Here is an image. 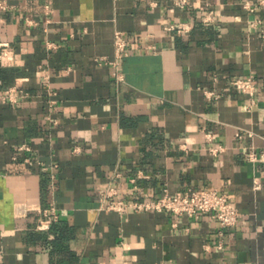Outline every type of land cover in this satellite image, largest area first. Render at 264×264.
<instances>
[{"label":"crops","instance_id":"0c3cea01","mask_svg":"<svg viewBox=\"0 0 264 264\" xmlns=\"http://www.w3.org/2000/svg\"><path fill=\"white\" fill-rule=\"evenodd\" d=\"M191 2L0 0V92L30 94L0 101V264H264V158L245 157L264 150V5ZM180 22L188 33L167 29ZM115 30L129 39L119 75L97 61L113 56ZM249 74L251 110L230 85ZM110 181L126 201L217 188L238 222L217 249L209 213L105 209L99 190ZM50 206L57 220L37 229V210Z\"/></svg>","mask_w":264,"mask_h":264},{"label":"built area","instance_id":"2783aa9c","mask_svg":"<svg viewBox=\"0 0 264 264\" xmlns=\"http://www.w3.org/2000/svg\"><path fill=\"white\" fill-rule=\"evenodd\" d=\"M241 6L247 12H254L259 6L264 5V0H241ZM174 6L181 9H191L193 4L191 0H173ZM150 5H155V2H150ZM202 22L209 23L213 22V16L210 13L205 14L202 17ZM259 21L256 24L259 25ZM255 24V23H253ZM252 24V25H253ZM191 25L188 22H180L174 25L167 26V29L174 30L178 34H186L190 31ZM140 42H144V36H140ZM113 56L111 58L99 57L97 61L99 63H105L110 65L119 75L118 68L120 60L128 55V44L129 39L120 30H115L113 33ZM51 46L52 44H48ZM7 44L0 43V62L7 55ZM121 79V77H117ZM48 75L42 76V87L46 91V104L48 108L53 111L55 109L56 100L53 98L54 93L50 90L48 84ZM230 85L236 90L244 92L249 97V103L246 105L247 110H251L254 105V94H255V76L249 74L242 78H235L230 81ZM206 96L209 99H217L219 93L215 90L206 91ZM29 92L18 86H10L0 92V101L3 103H15L20 99L29 97ZM209 139V134L206 135ZM18 151L29 152L30 146L27 144H21L17 147ZM220 148L211 147L210 151L216 153ZM246 159L251 162L260 161L264 158V150L254 151L250 150L245 155ZM23 161L26 163H32L31 157L25 155ZM56 165L41 164L43 171H52ZM140 172L138 176H140ZM119 174L116 173L115 177ZM136 178H130V182L134 183ZM258 187V184L256 185ZM135 187L128 189V194L132 193ZM100 200L103 207L108 210H113L118 213H123L128 209L134 211H167L172 214H185L187 216H197L201 213H209L212 218L216 219L220 229L217 232V243L216 248H223V234L224 229L235 225L238 222L239 213L229 199V195L222 190L217 188H202V189H188L183 193L171 194L166 189L158 197L147 199V200H124L119 196L116 185L110 181L107 185L99 190ZM38 220L36 228L40 230L48 229L51 222L57 220V212L54 206L39 208L37 210Z\"/></svg>","mask_w":264,"mask_h":264}]
</instances>
